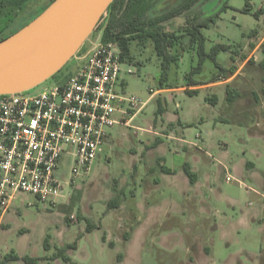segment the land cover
<instances>
[{
  "label": "rangeland",
  "instance_id": "rangeland-1",
  "mask_svg": "<svg viewBox=\"0 0 264 264\" xmlns=\"http://www.w3.org/2000/svg\"><path fill=\"white\" fill-rule=\"evenodd\" d=\"M50 1L26 0L12 28L31 22ZM165 1H157L151 16L175 10L177 15L163 22L170 30L215 19L203 31L207 50L231 45L218 54L223 69L208 59L202 71L193 72L197 47L183 35L171 49L179 60L162 85L153 41H133L134 73L125 76L124 91L143 101L150 89L159 92L129 126L109 130L90 171H81L73 185V157L63 156L57 175L66 186V197L60 198L65 203L19 193L6 211L0 205V260L15 252L39 257V264H68L50 257L57 247L77 241V248L67 251L77 264H264V0H250L249 11L247 0H197L187 7L189 0ZM11 16L1 17L0 28ZM100 34L93 31L82 47L88 50ZM80 52L29 93L75 73L87 58ZM254 53L259 61L251 59ZM234 74L216 87L190 88L191 80L200 86ZM229 90L235 98H229ZM160 107L165 112L159 114ZM186 164L198 183L179 184L177 175L183 177ZM165 165L176 174L167 173ZM116 197L120 206L110 208ZM90 222L97 227L87 231Z\"/></svg>",
  "mask_w": 264,
  "mask_h": 264
},
{
  "label": "built area",
  "instance_id": "built-area-1",
  "mask_svg": "<svg viewBox=\"0 0 264 264\" xmlns=\"http://www.w3.org/2000/svg\"><path fill=\"white\" fill-rule=\"evenodd\" d=\"M84 55L85 62L64 82L35 93L0 94V205L4 211L19 193L65 203L60 198L66 197V186L57 175L63 156L73 157V185L81 171H90L109 130L119 124L129 126L158 93L150 89V98L143 101L124 91L125 76L134 69L117 41L102 42L99 37ZM251 59L259 61L258 53Z\"/></svg>",
  "mask_w": 264,
  "mask_h": 264
},
{
  "label": "trees",
  "instance_id": "trees-1",
  "mask_svg": "<svg viewBox=\"0 0 264 264\" xmlns=\"http://www.w3.org/2000/svg\"><path fill=\"white\" fill-rule=\"evenodd\" d=\"M53 1L54 0H51L47 6H49ZM157 1L158 0H113L94 31L99 30L101 32L100 40L102 42L110 40L117 41L121 47L123 58H128L130 61L133 60V56L131 54L132 42L135 40L144 41L146 39H151L154 43L156 52L161 59L162 73L160 81L162 85H164L168 80V70L172 63L179 60V56L171 52V49L177 45L183 35H189L191 43L197 47L199 61L197 66L193 69V72L202 71V67L208 59L213 60L222 70L223 67L218 63L217 56L221 51L228 50L231 45L216 44L207 50V36L203 31L204 28H209L211 22L215 23V19L209 17L206 19H195L187 22L186 26L178 29V31H173L163 25V22L175 17L177 15L175 10L165 13V15L160 14V16L153 14L155 17L151 16V12L156 7ZM186 1L187 0H184V2ZM196 1L197 0H189L185 3L184 7H187ZM25 3L26 0H0V19L1 17L8 16V14H12L7 24L0 28V41L23 27L19 26L18 29H13L12 24L15 22V18L17 17L19 11L23 10ZM47 6L45 8H47ZM250 7V0H247L245 11H249ZM9 28L12 29L7 33V35H5V31ZM177 32H179V34ZM79 51H81L80 54H84L87 51V48L81 47ZM62 71L63 69L52 77L57 76ZM71 75L72 74L65 76L60 82L66 81ZM190 83V86L199 85L198 82L193 80H191ZM232 92V90H229V98H235V96H232ZM189 93L194 95L197 94V91L189 90ZM210 100L214 102V98H210ZM162 111V107L158 108L159 114ZM185 173L191 182L194 183L196 175L191 171L187 164L185 165ZM120 201V198L116 197L110 200L108 206L110 208L119 207ZM95 227L97 226L90 222L88 223L86 229L87 231H91ZM77 245V241H75L73 243H68L63 247H57V251L52 257H50V260L62 259L68 264H77L67 253L69 249H76ZM45 248L47 250L51 249L50 235H47L45 239ZM121 257L122 254H119L118 261H121ZM16 260H23L26 264H39L41 258L30 255L21 256L15 252H11L6 254L5 257L0 260V264H9L11 261Z\"/></svg>",
  "mask_w": 264,
  "mask_h": 264
},
{
  "label": "water",
  "instance_id": "water-1",
  "mask_svg": "<svg viewBox=\"0 0 264 264\" xmlns=\"http://www.w3.org/2000/svg\"><path fill=\"white\" fill-rule=\"evenodd\" d=\"M113 0H54L0 41V94L30 90L59 72L96 29Z\"/></svg>",
  "mask_w": 264,
  "mask_h": 264
},
{
  "label": "crops",
  "instance_id": "crops-1",
  "mask_svg": "<svg viewBox=\"0 0 264 264\" xmlns=\"http://www.w3.org/2000/svg\"><path fill=\"white\" fill-rule=\"evenodd\" d=\"M220 54V53H219ZM218 57V56H217ZM235 75L236 74H234V75H232L231 77H228L227 79H225V80H223V81H216V82H211V83H209V84H206V85H200V86H197V85H194V86H191L190 88H197V87H207V88H211V87H216V86H219V85H222V84H224V83H227V82H230V81H232V79L235 77ZM165 85V84H164ZM165 88H167V89H165ZM162 89H164V90H169V91H175V90H173L172 88H170V87H162ZM158 92H159V90H157ZM215 101V100H214ZM164 110V109H163ZM163 112H165V110L163 111ZM178 122H180L181 123V119L180 118H178ZM169 125H171V126H174V121L173 120H171V121H169ZM174 137V136H173ZM175 138V137H174ZM180 139H182V137H179ZM182 140H184V139H182ZM182 145H183V143H182ZM164 168H165V171L167 172V173H170V174H172V173H174V174H176V171H173L171 168H166V165L164 166ZM190 169H191V167H190ZM184 170H185V168H184ZM191 171L192 172H194L192 169H191ZM195 173V172H194ZM195 175H196V173H195ZM196 178H197V182L195 181V183H198L199 182V179H198V177H197V175H196V177H195V180H196ZM177 180H179L178 182H179V184H183V186L184 185H190L191 183H193V182H191V180L189 179V177L187 176V174L185 173V171H183V177L182 176H179V174L177 175ZM177 180H171L170 182H171V184L172 183H174V184H176L175 182H177ZM194 184V183H193Z\"/></svg>",
  "mask_w": 264,
  "mask_h": 264
},
{
  "label": "flooded vegetation",
  "instance_id": "flooded-vegetation-1",
  "mask_svg": "<svg viewBox=\"0 0 264 264\" xmlns=\"http://www.w3.org/2000/svg\"><path fill=\"white\" fill-rule=\"evenodd\" d=\"M166 1H170V0H166ZM166 1H165V2H166ZM165 2H164V3H165ZM164 3H163V4H164Z\"/></svg>",
  "mask_w": 264,
  "mask_h": 264
},
{
  "label": "bare ground",
  "instance_id": "bare-ground-1",
  "mask_svg": "<svg viewBox=\"0 0 264 264\" xmlns=\"http://www.w3.org/2000/svg\"><path fill=\"white\" fill-rule=\"evenodd\" d=\"M80 50V49H79Z\"/></svg>",
  "mask_w": 264,
  "mask_h": 264
}]
</instances>
